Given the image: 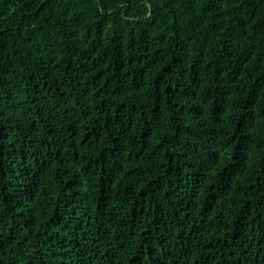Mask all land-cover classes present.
Listing matches in <instances>:
<instances>
[{"label": "trees", "instance_id": "1", "mask_svg": "<svg viewBox=\"0 0 264 264\" xmlns=\"http://www.w3.org/2000/svg\"><path fill=\"white\" fill-rule=\"evenodd\" d=\"M0 264H264V0H0Z\"/></svg>", "mask_w": 264, "mask_h": 264}]
</instances>
